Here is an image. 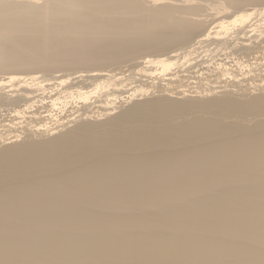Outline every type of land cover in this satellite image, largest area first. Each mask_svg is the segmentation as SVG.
Wrapping results in <instances>:
<instances>
[{
    "label": "bare ground",
    "instance_id": "obj_1",
    "mask_svg": "<svg viewBox=\"0 0 264 264\" xmlns=\"http://www.w3.org/2000/svg\"><path fill=\"white\" fill-rule=\"evenodd\" d=\"M0 264H264V0H0Z\"/></svg>",
    "mask_w": 264,
    "mask_h": 264
}]
</instances>
